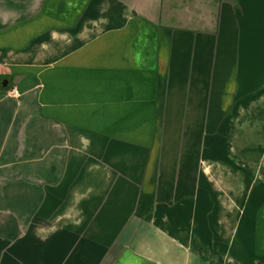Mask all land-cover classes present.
Instances as JSON below:
<instances>
[{"label": "crops", "instance_id": "1", "mask_svg": "<svg viewBox=\"0 0 264 264\" xmlns=\"http://www.w3.org/2000/svg\"><path fill=\"white\" fill-rule=\"evenodd\" d=\"M16 14L0 24V264H264V0Z\"/></svg>", "mask_w": 264, "mask_h": 264}, {"label": "rangeland", "instance_id": "2", "mask_svg": "<svg viewBox=\"0 0 264 264\" xmlns=\"http://www.w3.org/2000/svg\"><path fill=\"white\" fill-rule=\"evenodd\" d=\"M23 0H0V24L6 16L16 17V11L21 7ZM15 12V13H14Z\"/></svg>", "mask_w": 264, "mask_h": 264}, {"label": "built area", "instance_id": "3", "mask_svg": "<svg viewBox=\"0 0 264 264\" xmlns=\"http://www.w3.org/2000/svg\"><path fill=\"white\" fill-rule=\"evenodd\" d=\"M10 94H11V95H17V90L14 89V88H12V89L10 90Z\"/></svg>", "mask_w": 264, "mask_h": 264}]
</instances>
